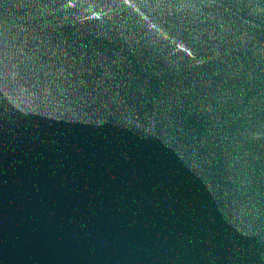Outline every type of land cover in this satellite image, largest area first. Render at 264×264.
Wrapping results in <instances>:
<instances>
[{
	"label": "water",
	"instance_id": "1",
	"mask_svg": "<svg viewBox=\"0 0 264 264\" xmlns=\"http://www.w3.org/2000/svg\"><path fill=\"white\" fill-rule=\"evenodd\" d=\"M0 264H264V0H0Z\"/></svg>",
	"mask_w": 264,
	"mask_h": 264
}]
</instances>
